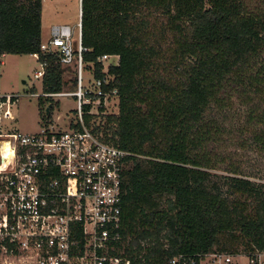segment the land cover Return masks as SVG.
<instances>
[{
    "label": "trees",
    "instance_id": "trees-1",
    "mask_svg": "<svg viewBox=\"0 0 264 264\" xmlns=\"http://www.w3.org/2000/svg\"><path fill=\"white\" fill-rule=\"evenodd\" d=\"M80 11L85 69L101 77L97 58L118 57L106 73L118 113L95 129L133 155L121 249L147 264L264 254V169L232 159L264 157V0H81ZM41 15L42 0H0V58L36 55L42 94L60 93L75 79L40 50ZM38 107L50 120V97Z\"/></svg>",
    "mask_w": 264,
    "mask_h": 264
},
{
    "label": "built area",
    "instance_id": "built-area-1",
    "mask_svg": "<svg viewBox=\"0 0 264 264\" xmlns=\"http://www.w3.org/2000/svg\"><path fill=\"white\" fill-rule=\"evenodd\" d=\"M76 27L75 46L67 26L54 27L40 44L63 66H74L72 90L42 94L74 98L67 129L51 117L41 119L37 132L20 133L11 127L18 96L0 92V264H147L120 247L122 181L133 155L95 129L103 117L118 113V93L109 89L105 66L118 57L97 58L102 76L86 70L85 81L82 54L88 50L81 44L80 19ZM43 74L41 67L34 78ZM263 256L247 257L248 264H260ZM234 257L178 254L161 264H230Z\"/></svg>",
    "mask_w": 264,
    "mask_h": 264
},
{
    "label": "rangeland",
    "instance_id": "rangeland-1",
    "mask_svg": "<svg viewBox=\"0 0 264 264\" xmlns=\"http://www.w3.org/2000/svg\"><path fill=\"white\" fill-rule=\"evenodd\" d=\"M56 2L57 6L50 9H45L42 18V35L43 40L47 41L52 35L53 27H62L66 25L72 32L73 45H76L78 22V0H46L44 5ZM52 4V5H53ZM2 65H0V92L12 93L18 96L17 102L13 108L15 121L11 127L16 128L20 133H35L39 130L41 124V116L38 110V98L42 95L41 79L34 78V72L40 71L41 66L33 55H5L1 58ZM118 59L111 57L105 63V66L116 65ZM64 76L69 79L74 72V66L65 68ZM85 81L88 78L86 69L84 68ZM72 90L68 86L65 91ZM35 92V93H33ZM52 103L51 117L60 125L62 130L67 129L68 123L72 119L73 109L75 107L74 98L72 97H58L50 98ZM115 109H112L114 112ZM237 117V116H236ZM235 117V122L237 118ZM233 162L242 165L245 171L260 175L259 170L264 169V157L257 158L251 151L237 152L232 155ZM248 163V164H247ZM244 165L246 167H244ZM253 168H250L249 166ZM251 169H249V168ZM230 264H248V258L244 255H236L232 258ZM264 264V256L261 263Z\"/></svg>",
    "mask_w": 264,
    "mask_h": 264
},
{
    "label": "crops",
    "instance_id": "crops-1",
    "mask_svg": "<svg viewBox=\"0 0 264 264\" xmlns=\"http://www.w3.org/2000/svg\"><path fill=\"white\" fill-rule=\"evenodd\" d=\"M45 1L46 0H42V15H41V25H42V18H43V13L45 14V9H50V10H52L51 8L53 7V9H55V6H57V4H56V2H54V4L52 5L51 4V1H48V4L47 5H44V3H45ZM79 5H78V13H79ZM79 14H78V21H79ZM42 27V26H41ZM64 27H66V25H64ZM54 28V27H53ZM50 38V37H49ZM48 38V39H49ZM47 39V40H48ZM41 40H42V42H44V40H43V35H42V28H41ZM5 56V55H4ZM4 56H2V57H4ZM30 56V55H29ZM33 56H35V55H33ZM1 57V58H2ZM1 58H0V63H1V65H2V60H1Z\"/></svg>",
    "mask_w": 264,
    "mask_h": 264
},
{
    "label": "water",
    "instance_id": "water-1",
    "mask_svg": "<svg viewBox=\"0 0 264 264\" xmlns=\"http://www.w3.org/2000/svg\"><path fill=\"white\" fill-rule=\"evenodd\" d=\"M48 109H49V108H47V112H48Z\"/></svg>",
    "mask_w": 264,
    "mask_h": 264
}]
</instances>
